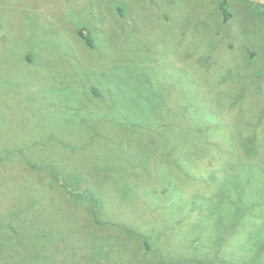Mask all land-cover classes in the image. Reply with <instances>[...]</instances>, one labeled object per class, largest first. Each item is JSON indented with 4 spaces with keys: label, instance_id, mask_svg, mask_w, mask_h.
I'll return each instance as SVG.
<instances>
[{
    "label": "rangeland",
    "instance_id": "374dc122",
    "mask_svg": "<svg viewBox=\"0 0 264 264\" xmlns=\"http://www.w3.org/2000/svg\"><path fill=\"white\" fill-rule=\"evenodd\" d=\"M231 258L264 264V0H0V264Z\"/></svg>",
    "mask_w": 264,
    "mask_h": 264
},
{
    "label": "trees",
    "instance_id": "16d2710c",
    "mask_svg": "<svg viewBox=\"0 0 264 264\" xmlns=\"http://www.w3.org/2000/svg\"><path fill=\"white\" fill-rule=\"evenodd\" d=\"M94 90L97 92V93H100V90L98 88H94ZM116 88L115 89H112L109 91L110 95L113 94V96L111 97V101L112 102H115V101H120L121 97L119 94H116ZM244 158H247L246 156H244ZM91 177V175H89ZM93 180H96V179H93ZM250 192H251V188L249 185L247 184H242L240 183L239 187H238V195L240 197V201H247L249 196H250ZM256 205L257 207H260L262 206V198L261 199H258L256 201ZM239 217L241 218L242 216H245V215H248L250 214V207L249 206H245V207H242L241 205L239 206ZM203 249H206L208 250V246L207 245H202ZM240 258V260L242 261L243 260V255H240L238 256ZM231 260L234 262L233 258H231ZM234 264H236V262H234ZM237 264H240V263H237Z\"/></svg>",
    "mask_w": 264,
    "mask_h": 264
},
{
    "label": "bare ground",
    "instance_id": "6f19581e",
    "mask_svg": "<svg viewBox=\"0 0 264 264\" xmlns=\"http://www.w3.org/2000/svg\"><path fill=\"white\" fill-rule=\"evenodd\" d=\"M67 14V13H66Z\"/></svg>",
    "mask_w": 264,
    "mask_h": 264
}]
</instances>
